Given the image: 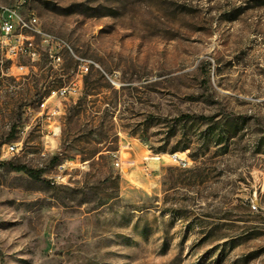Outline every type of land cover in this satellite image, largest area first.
I'll use <instances>...</instances> for the list:
<instances>
[{
  "label": "rangeland",
  "instance_id": "obj_1",
  "mask_svg": "<svg viewBox=\"0 0 264 264\" xmlns=\"http://www.w3.org/2000/svg\"><path fill=\"white\" fill-rule=\"evenodd\" d=\"M0 4L65 45L0 48V264H264V0Z\"/></svg>",
  "mask_w": 264,
  "mask_h": 264
},
{
  "label": "built area",
  "instance_id": "obj_2",
  "mask_svg": "<svg viewBox=\"0 0 264 264\" xmlns=\"http://www.w3.org/2000/svg\"><path fill=\"white\" fill-rule=\"evenodd\" d=\"M64 47L65 45L59 39L40 29L34 13L24 16L17 8L0 4V48L5 57L7 56L16 67L17 74L15 76H25L30 73V66L21 63L19 58L24 57L31 60V53L41 52V48H43L49 53V56L55 64H60L62 60L60 50ZM90 68V61L81 60L78 65V75L81 78L79 82H72L52 89L42 106H46L47 102L52 98L60 101L61 98L78 93L84 75L90 71ZM50 109L52 115H55L60 112L61 107L59 104H55ZM17 148L18 144L12 143L8 146V151L15 152ZM169 157L176 160L179 158L177 154L169 155ZM149 158L161 160L162 156L158 154L152 155ZM180 160L182 164H186L184 159L180 158ZM120 164L121 159L117 157L116 165L119 166ZM252 206L256 209V204Z\"/></svg>",
  "mask_w": 264,
  "mask_h": 264
},
{
  "label": "trees",
  "instance_id": "obj_3",
  "mask_svg": "<svg viewBox=\"0 0 264 264\" xmlns=\"http://www.w3.org/2000/svg\"><path fill=\"white\" fill-rule=\"evenodd\" d=\"M180 118H184V119H189V118L209 119V117L204 116V115L195 116V115H190V114L182 115ZM16 169L17 170H23L30 177L35 178V179H40L42 174H43V170L33 169V168H30L24 164L16 166Z\"/></svg>",
  "mask_w": 264,
  "mask_h": 264
},
{
  "label": "bare ground",
  "instance_id": "obj_4",
  "mask_svg": "<svg viewBox=\"0 0 264 264\" xmlns=\"http://www.w3.org/2000/svg\"><path fill=\"white\" fill-rule=\"evenodd\" d=\"M34 16H35V18H36L37 25H38V26H40V23H39L38 16H37V15H35V14H34ZM40 29H41V26H40ZM41 30H42V29H41ZM36 55H37V52L31 53V56H32V57H33V56H36Z\"/></svg>",
  "mask_w": 264,
  "mask_h": 264
}]
</instances>
